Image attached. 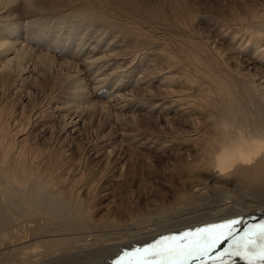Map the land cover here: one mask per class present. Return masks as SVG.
Returning <instances> with one entry per match:
<instances>
[{
    "label": "bare ground",
    "instance_id": "6f19581e",
    "mask_svg": "<svg viewBox=\"0 0 264 264\" xmlns=\"http://www.w3.org/2000/svg\"><path fill=\"white\" fill-rule=\"evenodd\" d=\"M14 4L16 6L12 8ZM160 5L158 2L153 7H143L139 0H56V2L55 0H0L1 91L13 86L16 79L14 81L12 77H19L25 73L28 65H33V59H46L52 64L55 61L60 66L70 67L73 74L69 73L66 78H71L73 81L70 82V89L67 88L69 91L66 90L64 97L61 98L62 101L59 102L57 99L58 103H55L53 108L51 107L52 113L49 111L44 113V110L35 109L33 113L40 120L45 118L52 120L59 116L58 111L60 110L65 112L64 117L68 115V118H81L79 108L82 104L89 102L101 108L110 105V108L116 111L113 114L117 116L122 115V112L129 108L133 101L137 102L136 107L138 105L146 107L151 103L152 107H155L150 99L147 102L136 100L131 92L133 90L120 92L122 90L120 85L131 82L130 87L148 90L155 82L157 84V80L151 78L153 72L149 70L162 62L167 73L165 75L163 71L159 73L162 74L159 84L165 87V98L170 100H168L169 105L164 107L160 105L158 108L161 112L181 114L186 117L184 122L192 123L190 128L188 127L186 137L178 141V144L183 145L185 140L193 142L198 155L196 154L197 158L190 172L207 175L205 179L194 181L189 193L177 197L172 205L175 206L174 208L170 207L164 211L152 209L149 214L136 217V219L128 217L118 220L107 217L96 221L84 211L85 208H82V201L75 193L74 185L65 190L62 186L64 184L62 174L52 176L40 171L37 167L38 153L32 152L24 139L16 141V137L8 136L9 132L7 131L8 134H6L5 128L3 130L1 128L0 264H96L98 262L95 259L110 258L119 247L124 248L127 245L124 240L131 236V228L135 225L153 220L154 216L170 213L173 209L179 210V204L200 203L199 198L205 197L207 192L212 191L213 193L214 191L220 192L223 197L221 200L218 199L219 205L217 204L211 210L212 212H205V216L209 217L204 219L205 222L209 223V221L237 214L264 213V80H262L264 76L257 77L255 74L245 73L237 69L239 66L231 69L220 55L221 52L220 54L214 51L209 52L202 43L186 39L181 42L180 46L188 50L187 55L184 56L186 60L183 61L185 67L186 65L190 67L189 70L191 69V72L193 71L199 77V82L196 80L197 76L193 81L191 74L187 75L188 73L185 74L182 71L184 64L179 65L177 59L181 56L177 57V61L174 60L173 56H170L172 51L167 53L166 42L161 44L163 39L159 40L158 36L153 38L151 32L149 33L150 30L147 32L142 28V24L146 21L149 24L153 21L152 18L159 12ZM249 20H246L245 26L240 25L243 30H246L241 36L242 31L240 33L233 32L234 30L231 32L233 36L229 43L230 54L232 51L236 54L244 53L250 64L261 67L264 66V12L253 13ZM82 27L84 31L79 33L78 30ZM241 27L240 30H242ZM93 33L96 36L89 44L91 48L80 60V57L84 55L83 49L88 43L86 40L91 39L87 37ZM109 34L112 37L108 43L104 48H99L101 38ZM73 36L77 37L76 40H73ZM71 40L74 42L72 48L68 46ZM27 41L33 42L34 46L39 47L40 50L35 52L36 48L30 47ZM115 41L124 44V48L119 47V53L113 48ZM48 51L64 54L72 60L80 61L79 63L71 62L62 58L58 60L53 55L54 53L51 54ZM178 54L180 55V51ZM147 60L149 63L146 64ZM132 61L136 62L130 65ZM159 66L161 70V65ZM135 69H139L138 78L130 81L129 77ZM187 69H185L186 72H188ZM89 73L93 75L92 80L94 81L91 92L84 79V74ZM79 75L84 76L82 78ZM25 79L22 78L23 82ZM203 83L205 86H202ZM174 86L179 90L173 91ZM202 87L206 90L202 91ZM194 88L204 92L205 96H201L199 91L197 94L200 97L196 100L193 94ZM94 93L96 97L106 96V100L97 103V100H92ZM2 108L1 106L0 113L4 111ZM69 112L71 114H68ZM20 113L23 114V112ZM24 115L27 116L25 113ZM199 115H203L204 118H198ZM6 116L8 117V114ZM74 122L70 120L66 123V128L72 125L75 127ZM8 129L10 131V128ZM213 182L219 185H214ZM66 200H72L76 204L74 222L68 223L67 225L71 224L70 227L63 231L56 227L51 228L55 224L53 217L56 214H51L53 210L50 205ZM59 213L57 211V216ZM201 217L195 214L192 218L182 220L180 226H183L184 222L194 223ZM261 222H264V214L259 218L258 224ZM147 229L139 233H149L153 230L150 227ZM82 230H87V232L80 234ZM227 247L228 242L226 241L211 253V259L205 258L203 264H213L214 258ZM29 249L33 250L31 256L28 258L19 256L22 251ZM120 251L123 252L122 248ZM238 261L242 260L239 257H225V264ZM191 264H201V261H192Z\"/></svg>",
    "mask_w": 264,
    "mask_h": 264
},
{
    "label": "rangeland",
    "instance_id": "374dc122",
    "mask_svg": "<svg viewBox=\"0 0 264 264\" xmlns=\"http://www.w3.org/2000/svg\"><path fill=\"white\" fill-rule=\"evenodd\" d=\"M139 2L143 7H153L160 2L161 5L159 12L155 16L156 18H152L153 21L150 22V24L146 21L142 24V28L147 32L150 30L149 33L151 32L150 34L153 38H157L158 36L159 40L163 39L161 41L163 43L161 44L166 42L165 47L168 49L167 53L172 51L170 56H173L172 58L174 60H176L178 56H181L177 59L179 65L184 64V69H182V71L185 74L188 73L187 75L191 74L190 77H193V81L198 76L195 75L193 71L191 72V69L189 70L190 67L187 65L185 67L184 62L186 59L184 56L187 55L188 50L186 47L180 46L181 42L186 39L192 42L202 43L209 52L214 51L219 54L221 52L220 55L223 56L225 62L228 63V65H226L231 69H235V67L239 66L237 69L243 72L245 71V73L249 72V74H255L257 77L264 76V66H254L255 64L249 63L246 54H236L233 51L230 54L229 50L230 39L233 36L231 32L233 30V32L239 33L242 31L240 36L244 34L246 30L242 29V24L245 26V23H247L253 13L264 12V0H139ZM15 6V4L12 5V8H15ZM248 22H250V20ZM240 27L242 30H240ZM83 28L84 27L80 28L78 32L81 33L84 31ZM152 31H154V33ZM167 33L168 35H166ZM161 34L164 35L162 36ZM178 35L180 37H178ZM76 36H73V40H76ZM95 36L96 35L93 33V35L87 37L91 39L86 40L88 43L83 49V54L90 50L91 47L89 44ZM111 37L112 35L110 34L104 35L100 40L101 42L98 44L99 48H104ZM160 37L162 38L160 39ZM168 38L171 40H168ZM73 40H71L72 42L68 45L71 48L74 46ZM27 44L34 49L36 48L35 52L40 50L38 49L39 47H35L34 43L31 41ZM123 45L124 44L115 41L113 48L119 53V47L124 48ZM179 51L180 55L178 54ZM181 51L186 53L183 54ZM48 52L51 54L54 53L51 51ZM53 55H55L58 60L67 59L71 62L78 63L86 56L84 54L78 61V59L72 60V58L60 53H54ZM33 61L32 66L27 64L29 67L27 66V71L20 75L21 77H12L14 81L16 79L15 82L13 81V86L5 91L0 90V107L2 106L4 110V113H0V116L2 118L4 117L3 119L0 117V130L1 128L2 130L5 128L4 132L6 134L9 132L8 136L10 135V137H16V141L24 139L27 147L31 148L32 152L36 151L38 153L39 160L37 167H39L38 169L40 171H44L52 176L62 174L61 176H63L62 179L64 183L62 186L65 187V190L74 185L75 193L78 194L82 201V208H85L84 211L92 217L93 220L99 221L107 217L118 220L128 217L136 219V217L149 214L152 209L164 211L170 207L174 208L175 206L172 205L177 197L187 194V192L189 193L190 186L194 181L206 178V174L190 172L193 170V165L198 155L197 148H195L193 142L185 140V142L183 141V145L178 144V141H182V139L186 137L188 129L190 128L189 126L192 125V123L190 121L184 122L183 120L186 117L181 114L161 112L158 108L160 105H162L161 107L169 105L168 100H170L165 98V87L163 88V86L159 84L162 78V74L160 75L159 73L162 71L163 75L167 73V69L164 67L165 65L162 66V62H159L158 65L155 66L156 70L151 66L152 68L149 70L153 72L151 73V78L157 80V84L155 82L148 90L130 87L131 82L120 85L122 89L120 92L133 90L131 92H133L136 100H142L143 102L151 100V102L155 104V109L152 107V103L146 107L144 105H138V107H136L137 102L133 101L129 108L122 112V115L116 116L113 114V112L116 111L111 109L110 105L101 108V106L96 104L91 105L89 102L86 104L84 103V105L82 104L79 108L81 118H68V115L64 117L63 114H65V112L60 110L58 111L60 118L56 116V118H52V120L51 118L40 120V118L34 115V111L44 110V113H48V111L52 113L51 109L55 106V103H58V100L59 102L62 101L61 98L64 97L65 91H69L70 89L69 85H71L73 80L71 78L67 79L66 75L69 73L73 74V70L70 67L60 66L55 61L53 64L46 59H33ZM135 62L136 61H132L130 65L135 64ZM145 63H149V60ZM159 64L161 65V70ZM79 68L82 67L79 66ZM185 69H187L188 72H186ZM138 73L139 69H135L130 75L129 80L133 81L138 78ZM84 75V79H86L85 82L89 88L88 90L91 92L92 85H94V81L92 80L93 75L90 73ZM84 75L79 76L83 78ZM155 75L158 76V78ZM22 78H26L24 82ZM196 80L199 82V77ZM262 80H264V78ZM202 86H205V84L203 83ZM172 88L173 91L179 90V88L175 86ZM193 90L195 91L193 94H195L196 100H198L200 96L197 92L200 90L196 88ZM205 90L206 88L202 87V91ZM202 91H200V95L205 96V93H202ZM110 92H112V90ZM3 94L5 95L3 96ZM93 95L92 97L94 98H92V100H97V103L106 100V96L96 97L95 93ZM208 108L211 109L210 107ZM20 112H23V114ZM24 113L27 114V116H25ZM206 113L208 114V111H206ZM206 113L204 112V114ZM7 114L8 117L6 116ZM68 114H71V112ZM25 117H29L30 119ZM198 118L204 117L203 115H199ZM32 119L34 121H32ZM22 120L24 122H22ZM70 120L73 122L75 121L74 123H76V126L74 127V125H72L66 128V123L70 122ZM15 121L17 123H15ZM6 127L7 129L10 128V131L9 129L7 130ZM19 134H21L20 138ZM213 184L219 185V183L214 182ZM228 187H230V185H228ZM221 197L223 196H221V193L218 191H214V193L213 191L207 192L205 197L199 198L200 203L198 202L195 205H193L192 202L185 205L179 204V210L173 209L170 213L154 216L153 220L135 225L131 228V236H129V238L126 237L124 240V243L127 245H125L124 248L119 247L115 251V253L117 252L116 255H114V253L110 258L95 259L98 262L96 264H113L116 259L125 252H131L136 248H143L154 243L163 236L178 235L182 232L195 230L207 224H219L225 220L239 218L242 219L243 223L238 226V229H244L245 224L249 227L255 226V224L259 223V218L264 214L263 212L262 214L261 212H257V214H237L216 220L217 222H205L204 219L209 218L206 217L205 214L212 212L211 210L214 209L217 204L219 205L218 201L221 200ZM50 206L54 211H51V214H56V216L53 217L56 222L54 221L55 224L51 228L56 227L63 231V229L65 230L70 227L71 224H67L74 222V212L76 210L74 201L66 200L60 203L54 202ZM57 211L60 212L58 216ZM195 214H197V216H202L198 218L202 220L197 219L194 223L184 222L183 226H180L182 220L192 218ZM45 217H47V215H45ZM55 217H57V219ZM194 220L195 219H193V221ZM148 226L151 229L153 228L152 232H146L144 234L139 233L142 230H148ZM160 227H162V229H160ZM83 232H87V230L80 231V234ZM62 233L64 234V232ZM142 236L146 237V239L144 237L141 238ZM117 242H120V240H117ZM121 248L123 252L120 251ZM32 254L33 250L29 249L27 251H22L19 256L21 258H28ZM33 259H35V257ZM111 259L113 261H111ZM233 264H246V262L242 260Z\"/></svg>",
    "mask_w": 264,
    "mask_h": 264
},
{
    "label": "snow or ice",
    "instance_id": "6c2138e0",
    "mask_svg": "<svg viewBox=\"0 0 264 264\" xmlns=\"http://www.w3.org/2000/svg\"><path fill=\"white\" fill-rule=\"evenodd\" d=\"M234 218L219 224H207L178 235L163 236L143 248L119 256L115 264H191L211 259V253L224 242L228 247L214 258L213 264H225V257H239L246 264H264V222L256 226H238Z\"/></svg>",
    "mask_w": 264,
    "mask_h": 264
}]
</instances>
